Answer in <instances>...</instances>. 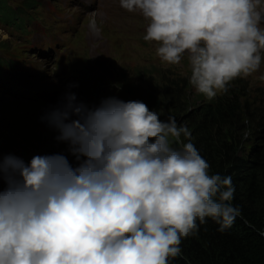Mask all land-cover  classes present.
I'll return each mask as SVG.
<instances>
[{"label":"clouds","instance_id":"obj_1","mask_svg":"<svg viewBox=\"0 0 264 264\" xmlns=\"http://www.w3.org/2000/svg\"><path fill=\"white\" fill-rule=\"evenodd\" d=\"M119 3L148 21L143 39L169 76L188 61L187 91L212 99L264 77L260 0ZM121 91L91 107L68 92L41 117L75 165L62 153L0 159V264H171L200 225L224 232L241 215L232 177L210 173L187 127Z\"/></svg>","mask_w":264,"mask_h":264},{"label":"trees","instance_id":"obj_2","mask_svg":"<svg viewBox=\"0 0 264 264\" xmlns=\"http://www.w3.org/2000/svg\"><path fill=\"white\" fill-rule=\"evenodd\" d=\"M11 13L0 0V14ZM170 76L161 74L135 97L161 119L173 116L187 127L210 173L232 177V203L241 210L224 232L210 219L200 225L182 240V255L171 264H264V89L254 94L249 81L236 78L227 92L212 99L198 93L195 100L186 93L188 79Z\"/></svg>","mask_w":264,"mask_h":264},{"label":"rangeland","instance_id":"obj_3","mask_svg":"<svg viewBox=\"0 0 264 264\" xmlns=\"http://www.w3.org/2000/svg\"><path fill=\"white\" fill-rule=\"evenodd\" d=\"M15 1L16 0H14L12 4H16ZM45 1H47L48 3H46L43 7L52 4L50 0H45ZM58 1L60 0H57L56 2ZM63 1L69 5L67 11L73 9L81 14L80 15L79 13L74 11L72 15V18L76 17L80 23L78 27V37L76 38L75 42L81 48L82 54L86 56V60L87 63L90 65L91 71L98 76L106 77L107 89H109V87H113L116 85L113 88L114 91H118L122 89L128 94V96L130 97V101H136L138 100L137 97H135L136 93L142 94L141 90L147 91L146 90L147 86L155 85L160 80L161 74L162 75L168 74V70L171 72L170 69H167L168 68L167 64L164 63L159 64L156 61H154V56L150 53L148 49L143 50L141 56L143 63L139 64L134 69H128V67L130 66L129 62L132 51L136 47L142 46L145 43V41L143 40L144 33L138 32L142 30L143 21L141 20L134 21L136 23V27L138 31L128 30L125 32V36H120L115 31L116 29H112V28L109 29L106 27L104 23L100 21V17L103 12L101 13L99 10V2H100L99 0H63ZM79 1L84 2L85 5L87 6L94 5L95 8L93 9V11H95V14L88 15V13H85L82 10V6L75 3ZM28 4L30 7H33L31 2H28ZM263 7H264V0L260 1L258 8H263ZM63 10L65 11V9ZM89 32H94L98 41H103L104 35L109 36L111 34L112 37L106 38V41L104 42V49L107 50L104 56L98 55L94 57L93 55L90 54L88 48V40H87V36ZM62 41L64 42V40L62 39L56 42L60 44V42ZM1 44H5V45H1ZM16 46L17 44L13 42V39L7 34V32L0 29V49L2 50L6 49L4 51L6 53H9L12 49L16 48ZM57 48H59V45H57ZM32 53H35V51L30 52V54ZM114 54L123 56L124 62L120 66H118L111 59L112 55ZM261 55H262V62L260 68L264 70V52H262ZM42 64L47 73L51 71L52 69L51 60L43 61ZM35 68L36 70H38L39 66ZM176 68L177 69L173 71L175 75L184 79L190 78V67L188 61L185 60L184 62L181 63V66H178ZM243 78L245 79L246 77ZM247 78L248 79L246 80L250 82L248 83L247 81H245L248 84H250L248 89L251 90L254 94H256L255 90H258L260 88L262 90L264 89L263 87L264 77L262 73L259 71V69L256 72L247 76ZM68 88L73 89L74 86L68 85ZM29 89L34 91L37 97V91L32 80H30ZM39 89L41 91H46V87L44 85H39ZM188 91H187L188 95H191V97L196 100L197 95L193 92V90H188ZM64 95H65L64 93H61L60 96L57 95L55 100L62 99ZM154 95L155 96L160 95V92L156 91ZM138 101H142V100H138ZM53 102L49 104H41V103L36 104V102L34 101L30 105H27L25 110L21 111L20 115L15 113V115H17L18 117L26 119V121H24L22 125L23 128L25 129V132L21 134V137L15 136V134L18 132L17 130H13L12 132L8 131L7 128L8 124L4 125L3 128L4 132L6 133L10 132L8 134V138H10L12 142L22 145L24 148L26 147L31 148L34 145V141L38 143H45V145H47V148L52 149L54 153H62L66 155L70 160V162L73 165H75L76 164L75 158L68 153L67 145L65 143H59L55 140L54 137L56 136V133L50 131L49 129L42 130L40 127V124L44 123L42 122L41 117L45 114L47 110L51 109ZM35 105L39 106L38 110H35ZM29 121L32 122H30L27 125ZM38 123H39V128L37 129L36 124Z\"/></svg>","mask_w":264,"mask_h":264},{"label":"bare ground","instance_id":"obj_4","mask_svg":"<svg viewBox=\"0 0 264 264\" xmlns=\"http://www.w3.org/2000/svg\"><path fill=\"white\" fill-rule=\"evenodd\" d=\"M20 0H16V2H18ZM99 10L100 12H104L107 10L108 8V5H109V0H99ZM77 3L78 5H81L82 6V10L85 12V13H88L89 11H93V9L95 8L94 5H91V6H87L85 5L84 2L82 1H79V2H75ZM262 3V2H261ZM27 4H28V1H27ZM33 11V8L28 6V5H25L21 10L20 12L21 13H31ZM101 19V17H100ZM88 41L90 43V47H91V55H95V54H104L106 52V50L104 49V47L102 46V44H100L96 37H95V34L92 33V32H89L88 33ZM36 59L34 58L32 61H35ZM20 68L19 66L14 68V70L11 71V73H15L17 71V69ZM12 107H15V106H12ZM32 122V121H29L27 123V125ZM9 131V130H8ZM4 141H2V139L0 138V157H4L5 155L7 154H12V155H15L17 156V152H20V151H24L25 148L22 146V145H19L17 143H14L11 141V139L9 140V142L7 144L3 143ZM18 145V146H16ZM19 157V156H17ZM21 159H23L22 157H19Z\"/></svg>","mask_w":264,"mask_h":264}]
</instances>
